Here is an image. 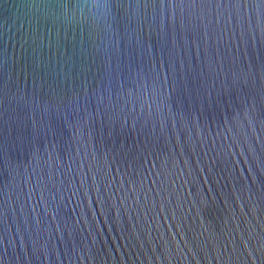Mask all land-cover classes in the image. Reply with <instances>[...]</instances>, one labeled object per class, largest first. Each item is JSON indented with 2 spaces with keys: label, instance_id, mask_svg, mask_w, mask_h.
Here are the masks:
<instances>
[{
  "label": "water",
  "instance_id": "1",
  "mask_svg": "<svg viewBox=\"0 0 264 264\" xmlns=\"http://www.w3.org/2000/svg\"><path fill=\"white\" fill-rule=\"evenodd\" d=\"M0 264H264V0H0Z\"/></svg>",
  "mask_w": 264,
  "mask_h": 264
}]
</instances>
